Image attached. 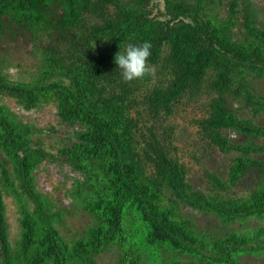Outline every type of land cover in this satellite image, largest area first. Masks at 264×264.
Segmentation results:
<instances>
[{"label": "trees", "instance_id": "obj_1", "mask_svg": "<svg viewBox=\"0 0 264 264\" xmlns=\"http://www.w3.org/2000/svg\"><path fill=\"white\" fill-rule=\"evenodd\" d=\"M143 42L152 71L125 81L114 58ZM8 95L56 110L40 125L0 102V264H264V0H0ZM98 185L68 240L54 194Z\"/></svg>", "mask_w": 264, "mask_h": 264}, {"label": "rangeland", "instance_id": "obj_2", "mask_svg": "<svg viewBox=\"0 0 264 264\" xmlns=\"http://www.w3.org/2000/svg\"><path fill=\"white\" fill-rule=\"evenodd\" d=\"M159 31L158 25H155V32ZM15 46H19V44H14ZM23 45L21 44V47ZM16 49V47H15ZM16 52V51H15ZM17 57L18 56H26L25 50L23 48H20L19 51H17ZM16 55V54H15ZM19 70H15L14 73V78H13V84H18L21 85L24 88H29V89H36L39 88V86H41V83L39 82L40 77H42L43 75L38 73H32L31 75L29 74H25L22 75L21 73H19ZM28 72H31L30 70H28ZM43 82L45 83L46 79L43 78L42 79ZM0 102L13 107L16 112V114L18 116L24 114H28L27 116L30 117L31 120H34L37 122L36 119H39V124L40 125H44L47 121H43V117L40 116L39 114L44 115V117L48 118V120L53 121L55 120V114L53 110H56V106L52 105L49 102H44L43 106L41 107V110L39 113L35 112V111H29L28 113L23 109V110H19L21 109V107L23 105H25V102L23 100V98L19 97V96H12V95H8L7 97H2ZM65 107V106H63ZM62 108V107H61ZM96 109L98 110H102L100 106H96ZM97 110V111H98ZM192 114V112H188V115ZM45 122V123H44ZM186 126V125H185ZM44 143L46 145H51L52 141L50 140H44ZM52 146V145H51ZM92 165V164H91ZM190 166V164H189ZM45 170H39L36 173V183L38 185V189L40 191L46 192L47 194L50 193L52 194V187L56 186L58 184V178L57 175L55 174L54 171H52V169H54L53 167H51L50 165H46L45 166ZM94 170L96 169V166H94ZM190 168V167H189ZM193 171H196L195 169L190 168ZM89 189H94V191L85 193V201L84 200H76V199H65L66 197H63V194L60 193H56L54 194L55 196V201L62 205L58 206L59 209L63 212L65 211V215L64 217L61 219L60 222V226H59V230L61 231V234L64 235L68 240L75 238L76 236H78L86 226L90 225L93 222V219L91 218H86L83 214H81V211L83 210V208L86 206V202L90 200H97L98 198L105 196L106 191L100 189V186H96V187H90ZM51 200L53 201L54 199L51 198ZM6 205H7V221H8V228H9V235L10 238L12 240V243L14 241H16L19 237H20V230H19V218H20V212L18 210L17 207V203L14 199H12L11 197H7L5 199ZM101 263L102 264H113L112 260L110 259V256L107 254L104 259H101Z\"/></svg>", "mask_w": 264, "mask_h": 264}, {"label": "clouds", "instance_id": "obj_3", "mask_svg": "<svg viewBox=\"0 0 264 264\" xmlns=\"http://www.w3.org/2000/svg\"><path fill=\"white\" fill-rule=\"evenodd\" d=\"M150 55L149 42H143L139 46L129 45L123 52L119 51L114 59L123 80L132 81L149 74L152 71L148 66Z\"/></svg>", "mask_w": 264, "mask_h": 264}]
</instances>
